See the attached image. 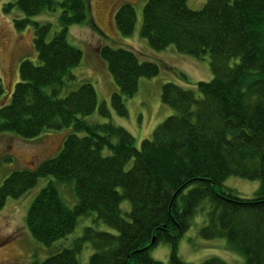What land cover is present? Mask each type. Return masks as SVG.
I'll list each match as a JSON object with an SVG mask.
<instances>
[{
    "label": "trees",
    "instance_id": "obj_1",
    "mask_svg": "<svg viewBox=\"0 0 264 264\" xmlns=\"http://www.w3.org/2000/svg\"><path fill=\"white\" fill-rule=\"evenodd\" d=\"M14 4L25 14L14 19L15 27L33 25L39 61L21 60L8 102L0 77V132L31 139L47 129L69 130L54 156L3 179L0 208L40 177L52 176L28 206L29 233L49 246L68 239L80 217L90 219L68 246L30 264H80L85 243L92 248L88 264H194L178 255V241L198 214L204 217L202 237L226 239L244 264H264V0H206L198 9L187 0H145L140 35L148 44L207 55L213 76L196 89L163 83L161 99L174 111L139 148L124 126L110 120L107 102L98 100L90 81L61 95L82 57L68 39V26L83 20L94 26L88 1L14 0L3 9ZM57 9L56 30L50 21L29 18ZM114 21L120 33H132L134 5L122 1ZM97 53L117 85L110 106L124 116L139 78L157 74L159 66L127 48L103 44ZM94 112L106 120L84 118ZM230 175L258 180L253 196L224 186ZM60 187L73 191V205L64 202ZM158 242L170 245L167 262L149 254ZM200 264L228 263L212 256Z\"/></svg>",
    "mask_w": 264,
    "mask_h": 264
},
{
    "label": "rangeland",
    "instance_id": "obj_2",
    "mask_svg": "<svg viewBox=\"0 0 264 264\" xmlns=\"http://www.w3.org/2000/svg\"><path fill=\"white\" fill-rule=\"evenodd\" d=\"M87 1L88 17H92L94 26L88 24L86 20L68 26V39L82 51V57L79 63L71 68L75 79L67 82L61 95L76 88L80 82L90 81L96 90L98 100L107 102L110 120L124 126L134 137L135 146L139 148L142 139L150 138L156 126L174 111L161 99L162 84L173 81L182 87L196 89L198 81H208L213 76L209 57L206 55L203 58H196L180 53L171 45L158 50L152 48L140 35L145 0ZM122 1L131 2L136 10V22L130 34L120 33L114 21V12ZM13 2L14 0H0V77L4 86L2 98L6 96L3 101L7 102L15 82L19 79L21 60L27 58L34 62L39 61L33 46V25L29 23L24 28L17 29L14 19L22 18L25 14L15 4L6 11L3 9L5 3ZM205 2L206 0H187V5L192 9H198ZM59 12V9L54 12L44 11L29 18L32 21H50L52 29L56 30L59 28ZM103 44L130 49L140 60H152L159 66L157 74L139 78L136 91L126 98L127 114L124 116L118 115L110 106V95L117 90V85L105 61L97 53L99 46ZM84 118L89 121L106 120L97 112ZM68 130L47 129L31 139L21 138L9 131L0 132V184L13 169L33 168L44 159L54 156ZM51 179L52 176L40 177L22 196L9 197L0 208V264H30L34 259H44L68 246V239L79 235L83 226L90 222V219L80 217L72 232L67 235L68 239H58L49 246L41 244L29 233L25 225L28 206L41 187ZM223 185L239 195L250 197L258 188L259 181L230 175L225 178ZM60 195L68 205H73L76 201L69 187H60ZM128 207L129 202L124 200L121 208L127 210ZM203 222V215L194 216L188 229L179 237L178 255L184 261L194 264H200L205 258L212 256L220 257L228 264H244L242 254L226 239H206L201 236L199 228ZM100 227L111 230L104 224ZM91 252L92 248L85 243L79 253L80 264H88ZM149 254L155 260L167 262L170 245L158 242L149 249Z\"/></svg>",
    "mask_w": 264,
    "mask_h": 264
},
{
    "label": "bare ground",
    "instance_id": "obj_3",
    "mask_svg": "<svg viewBox=\"0 0 264 264\" xmlns=\"http://www.w3.org/2000/svg\"><path fill=\"white\" fill-rule=\"evenodd\" d=\"M192 220H193V219H192ZM190 223H191V222H190ZM189 226H190V224H189ZM189 226H188V227H189ZM187 229H188V228H187ZM187 229H186V230H187ZM186 230H185V231H186Z\"/></svg>",
    "mask_w": 264,
    "mask_h": 264
}]
</instances>
